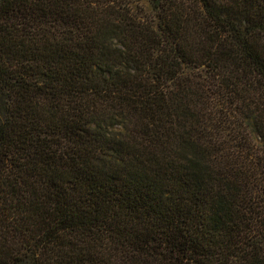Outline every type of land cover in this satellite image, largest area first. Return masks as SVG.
I'll use <instances>...</instances> for the list:
<instances>
[{"label":"trees","instance_id":"16d2710c","mask_svg":"<svg viewBox=\"0 0 264 264\" xmlns=\"http://www.w3.org/2000/svg\"><path fill=\"white\" fill-rule=\"evenodd\" d=\"M0 264H264V0H0Z\"/></svg>","mask_w":264,"mask_h":264}]
</instances>
